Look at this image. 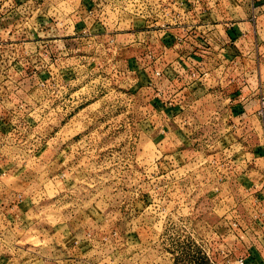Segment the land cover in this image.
<instances>
[{
	"label": "rangeland",
	"instance_id": "rangeland-1",
	"mask_svg": "<svg viewBox=\"0 0 264 264\" xmlns=\"http://www.w3.org/2000/svg\"><path fill=\"white\" fill-rule=\"evenodd\" d=\"M232 1L0 0V51L14 44L20 52L14 63L21 70L20 86L13 85L11 72H6L13 64L11 51L0 54V104L7 128L0 133V181H34L26 189L28 197L11 195L12 208L24 212L18 224L0 219V256L27 264L34 258L31 254L51 258L52 250L70 245L74 264H236V251L226 246L231 238L226 231L236 232L232 225L237 218H229L228 227L224 224L215 194H191L181 183V206L172 186L164 194L162 181H174V176L193 171L197 181L203 178L199 167L186 166L194 153L182 154L188 161H180L178 170L170 153L163 159L157 152L165 141L156 144L161 134L150 116L154 110L143 100L158 93L156 99L174 104L171 86L176 85L172 82L169 92L154 90L145 96L134 85L135 75L126 73L127 68L137 72L150 67L152 80L163 37L178 39L172 45L166 42L170 60L191 47L198 31L188 28L220 20L226 14L222 5ZM252 12L255 23L260 13ZM242 42L240 47L246 40ZM129 46L131 51L125 49ZM178 59L176 82L184 87L203 82L209 71L204 67L216 63L198 66L187 57ZM249 64L256 67L259 80L258 60ZM17 106L22 107L13 113ZM197 118L193 123L184 117L180 127L189 133L195 125L193 134L203 135L205 145L219 142L209 136L225 132L218 119ZM234 138L242 145V138ZM197 155L199 164L207 162ZM225 203L235 210L233 201ZM1 245L18 247L19 257L11 255L16 249Z\"/></svg>",
	"mask_w": 264,
	"mask_h": 264
},
{
	"label": "crops",
	"instance_id": "crops-1",
	"mask_svg": "<svg viewBox=\"0 0 264 264\" xmlns=\"http://www.w3.org/2000/svg\"><path fill=\"white\" fill-rule=\"evenodd\" d=\"M222 6H224L226 14L225 16L222 15L220 20L216 19L217 21L213 20L207 23L202 21V25L195 24L193 27L188 28V30L194 29L196 32L198 31L197 34L193 36L194 40L189 38L191 40V47L186 51L180 49L177 53L178 55H173V58L171 57L170 60H167V51L165 49V46H167L166 42L171 43V45L172 43L174 44V41L176 43L178 41L177 36L168 35L161 39V43L165 42V45L162 48L163 51L155 53L156 55L154 57L156 58V62L153 64L155 66L153 70L157 69L161 73L159 78H157L151 70L153 79L150 80L147 75L148 70L152 69L150 67H146L142 71L137 72L127 68L128 70L126 73L135 75V78L132 77L134 78V85L139 87V91L142 92L141 95L145 96L149 94V91L154 92V90L159 93L160 90L164 93L169 92L170 84L173 82V84L176 85V87L171 86V93L174 95H172L174 104L170 106H167L163 99L155 98V96H159L158 93L152 97V100L146 97L143 101L144 103H149L154 110V113L150 116L156 118L157 128H159L158 131L161 134L157 137L160 139H157L156 144L161 145V143L165 141L158 150V153H163V159L169 157L166 154L170 153V157L173 156V158L176 159H173L172 165L175 167L176 164L178 170L181 167L180 164H182L180 161H184V163L188 161L183 160L182 154L184 153H194L192 161L186 165L191 167L199 164L196 158V156H198L197 154L206 157L207 161L210 160V162L220 164L228 157V154L225 155V151H228L230 154L229 151H232V149L235 150L233 152L235 153V161H232L230 165H228L229 161H226V167H228V169L226 173L221 172L222 176L218 177L220 181H218V178L215 180H203V178H198L197 181V176L195 173H191L193 172L191 171L185 177H172L174 181H162V184L167 188L164 194L167 195L169 193L167 186H172L175 194L173 195L176 199L175 203H177V205L179 204V206L182 204V199H180V197H182V192H184V189H182L184 187L181 186V183H185V188L188 185L189 187L186 188V191L187 189H192L194 192L191 193L194 194L196 191H204L203 195H209L211 197L215 194L214 199L220 204V210L222 211L221 217L226 220L224 224L228 227V224H230V222L228 223V219L232 217L237 218L236 222L238 227L236 232L231 228L226 231L227 233H231L226 236L227 239L231 237L226 246L229 250L234 249L236 251L234 260L239 256L247 254V264H264V220H254L251 215L252 211L264 215V209H253V207L250 206V201H252L253 198L261 200L262 197L258 194V191L260 187L264 185V119L260 118L257 113L259 110L258 93L264 91V37L260 35V26L261 28L264 27V0H243L242 2L233 0ZM238 9L241 10V13H239ZM252 10H254L255 13H260L255 23H253L250 18L253 13ZM216 22L220 23L218 24ZM245 40L244 47H240V43ZM12 47L6 50L1 48L0 54H7L9 50L11 51L10 54L13 64L6 72H11L13 78L12 84L14 85L17 83V85L20 86L21 70L20 67L14 63V58L17 57L20 52L14 49V44H12ZM130 48L131 46L125 49L131 51ZM202 49L206 52L202 51ZM204 53H206V55H200ZM206 56L209 57L207 58ZM186 57L187 61L192 62V65L197 64L199 66L205 65V63H209L210 65L215 61L216 63H214V67L211 69H206L204 67V70L209 71H206L208 73L203 79V82L184 87L176 82L179 78L180 69L176 67L174 61L175 59L179 58L181 60ZM201 58H203V60ZM255 59L259 62V80L255 74L256 67L249 64L254 63ZM148 64L149 62L147 65ZM201 70L204 71L203 67ZM29 79L30 77L28 76V81ZM157 83L159 84L158 86ZM153 84H155L154 87L152 86ZM3 85L4 84L0 82V90H2ZM159 86H161L162 89L159 88ZM216 91L218 94H216ZM21 107L22 106H17L13 113L21 109ZM148 107L149 106H147V108ZM2 111H5V109L3 105L0 104L1 134L7 132V128L5 127L6 124L3 122L4 117L1 114ZM149 111L150 110H148V112ZM214 115L218 116V118L214 117ZM184 117L188 120L191 119L193 123L196 121L194 120L195 117H198L197 121L212 120L213 118L218 119L217 121H219L220 125L226 129H224L225 132H217V135H213L209 132L210 138L216 137L219 139V142H215L212 145L211 143L205 145L200 139L203 135L198 133L193 134V131L196 129L195 125L194 129L192 126H189V133H187V130L180 127L179 123ZM33 118H35V116ZM10 120L16 122L14 121L16 120L14 117L12 119L10 118ZM31 120L35 121V119ZM31 120L29 119V121ZM225 122H231L233 124H231L232 126H228L225 125ZM2 126H4V129L1 128ZM31 126L34 127V125ZM246 127L249 128V131L246 130L243 134L244 136H242L241 134L244 132L242 130ZM232 128H235L237 132H232ZM28 130L30 131L31 129ZM19 132L23 133L22 131ZM205 133L207 136L208 132L205 131ZM233 135L242 138V145L236 141ZM188 136L191 138H188ZM234 141L236 146H234ZM204 145L205 147H202ZM199 146H201L202 149ZM207 152L218 154L219 157H213L212 155L206 156ZM245 160H251L249 162L250 165L248 164L247 167L245 166ZM231 165H235V168L230 171L229 168H232ZM0 167H2L1 164ZM176 175H178V171ZM191 176L192 181H189ZM232 179L236 181H232ZM33 182L34 181H10V183H4L0 181V219H6L7 224H18L16 223L17 218H19L21 214H24V212L21 208L17 211L12 208L10 204L11 197L16 193H21L24 198L28 197L29 195L26 189L31 187ZM176 194L179 195L176 196ZM226 200H231L233 203L236 202L235 210H232L230 203H225ZM1 246L5 250L14 251V249H16L17 252H11V255L15 254L19 257L18 252L20 249L18 247L11 246L10 248L5 245ZM61 246H63L61 249L57 248L52 250L51 258L41 257L35 253L31 254L34 258H28L25 262H27V264H72L73 262L74 264L76 261L70 260L76 258V253L72 252L74 249L70 250V245L68 247L66 245ZM78 250L81 252L79 256H82L84 253H82L81 248L78 247ZM84 250L86 252L88 250L90 251L89 248ZM61 251H66L67 253H64L66 256L53 257L55 254L61 253ZM18 260L20 262V258ZM14 261L15 258L0 256V264H15ZM81 262L86 263L90 261Z\"/></svg>",
	"mask_w": 264,
	"mask_h": 264
},
{
	"label": "built area",
	"instance_id": "built-area-1",
	"mask_svg": "<svg viewBox=\"0 0 264 264\" xmlns=\"http://www.w3.org/2000/svg\"><path fill=\"white\" fill-rule=\"evenodd\" d=\"M153 74L156 77H160L161 76L160 71L157 70V69L153 70ZM166 105L167 106L168 105L170 106L171 103L168 102ZM258 105H259V110H258L257 113H258V115H259L260 118L264 119V93L262 91H260L258 93ZM224 153H225V155L228 154V157H227V159L225 158L224 161L222 163H220V164H217V163L215 164L214 162H210V160L207 161V158H206L205 161H207V162L200 163V164L197 165V167H199L202 170V172H203L202 173L203 180L204 179H206V180H211V179L215 180L219 176H222L221 175V172H225L226 173V171L228 169V167H226V161H229L228 165H230V163L232 161H235V157L233 155L234 153H232V154L230 153L229 154L228 151L227 152L225 151ZM241 161H242V159H241ZM250 161L251 160H245V166L246 167H247L248 164L250 165V163H249ZM231 167L232 168H229L230 171L233 168H235V165H231ZM208 173H211V174H208ZM183 175H184V177L186 176V174H183ZM203 180H200V181H203ZM189 181H192V177H191V179H189ZM218 181H220L219 178H218ZM232 181H236V180L235 179L234 180L232 179ZM187 190H191L190 192H194L192 189H187ZM258 192L257 193L260 194V196L262 197L261 200H257L256 198L255 199L253 198L252 201H250V206H252L253 209L260 208V209L263 210L264 209V185L260 187V190ZM235 205H236V202H234V208H235ZM251 215L253 216L252 218L254 220H258V219L264 220V215L262 213H257V212L252 211ZM232 227L233 228L234 227L235 228L238 227V224H237L236 221L234 222V224L232 225ZM246 262H247V254L242 255V256H239L238 258L235 259V263L236 264H247Z\"/></svg>",
	"mask_w": 264,
	"mask_h": 264
}]
</instances>
